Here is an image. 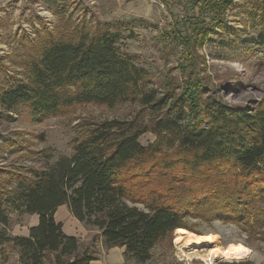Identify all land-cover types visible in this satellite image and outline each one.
I'll use <instances>...</instances> for the list:
<instances>
[{"label":"trees","instance_id":"obj_1","mask_svg":"<svg viewBox=\"0 0 264 264\" xmlns=\"http://www.w3.org/2000/svg\"><path fill=\"white\" fill-rule=\"evenodd\" d=\"M233 2L190 0L197 10L175 16L179 72L164 75L160 92L135 55L116 46L123 22L98 18L61 37L48 31L39 52L25 62L26 73L0 81V105L24 106L32 120L82 103L138 106L123 119L79 122L82 135L69 155H46L28 173L0 176V245L10 242L19 262L98 259L55 220L62 204L97 229L106 248L123 247L124 263L147 261L152 248L179 229L201 234L190 219L231 222L264 241V98L235 105L206 94V61L196 48L225 21ZM257 40L264 43V12ZM145 132L154 135L146 145L139 141ZM14 212L37 214L27 235L8 232Z\"/></svg>","mask_w":264,"mask_h":264},{"label":"rangeland","instance_id":"obj_2","mask_svg":"<svg viewBox=\"0 0 264 264\" xmlns=\"http://www.w3.org/2000/svg\"><path fill=\"white\" fill-rule=\"evenodd\" d=\"M193 10L197 6L191 8L190 0H0V81L26 73L25 62L39 52L48 31L61 37L77 24L86 21L89 26L91 18H98L123 22L116 46L135 55L136 62L148 70L152 86L160 92L158 85L164 75L179 72L177 62L182 50L172 37L175 16ZM263 12L264 0H234L226 9L225 21L215 24L197 43L206 61V94L235 105H249L264 98V43L257 40ZM137 108L128 102L113 107L82 103L65 114L32 120L24 106L9 109L0 105V176L13 170L28 173V168L41 166L46 155L52 160L69 155L73 142L82 135L79 122L123 119L133 116ZM153 139L150 132L139 137L144 145ZM10 217L8 232L13 235L23 234L35 220L33 214L14 212ZM189 224L201 234L216 236V244L226 257H218L212 264L243 260L264 264V241L234 223L190 219ZM91 230L82 244L99 258L107 248L99 231L93 227ZM179 245L176 231L170 241L158 242L152 248L147 261L122 264H210L200 254L211 246L202 245L191 254ZM0 264H22L10 242L0 245Z\"/></svg>","mask_w":264,"mask_h":264},{"label":"crops","instance_id":"obj_3","mask_svg":"<svg viewBox=\"0 0 264 264\" xmlns=\"http://www.w3.org/2000/svg\"><path fill=\"white\" fill-rule=\"evenodd\" d=\"M35 215V220L29 224L26 231L21 235L28 234V228L35 225L38 221L37 214ZM54 218L56 221L62 223V230L68 235L77 236L81 242L89 238V233L92 228L85 226L82 222L76 219L69 211L66 204L59 205L55 212ZM102 246V244L100 243ZM123 247L114 246L107 248L103 256H100L96 260H92L90 264H122L123 263Z\"/></svg>","mask_w":264,"mask_h":264},{"label":"bare ground","instance_id":"obj_4","mask_svg":"<svg viewBox=\"0 0 264 264\" xmlns=\"http://www.w3.org/2000/svg\"><path fill=\"white\" fill-rule=\"evenodd\" d=\"M177 233L179 235V246L188 253L194 254L202 245L211 246L200 254L201 258L209 261L210 264L218 257H226L222 248L216 244V236L211 233L198 234L185 229H179Z\"/></svg>","mask_w":264,"mask_h":264}]
</instances>
